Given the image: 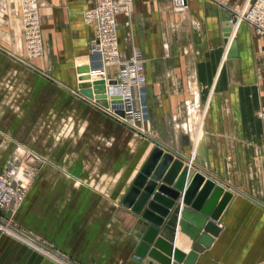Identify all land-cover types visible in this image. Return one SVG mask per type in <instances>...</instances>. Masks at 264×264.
Returning <instances> with one entry per match:
<instances>
[{
  "label": "crops",
  "instance_id": "obj_1",
  "mask_svg": "<svg viewBox=\"0 0 264 264\" xmlns=\"http://www.w3.org/2000/svg\"><path fill=\"white\" fill-rule=\"evenodd\" d=\"M17 1L0 0V36L13 40L20 36ZM219 1L225 6L218 0H186L185 12L174 13L170 0H132L129 17L117 16L120 54L126 57L135 48L144 60L149 137L78 94L76 69L83 65L76 61L87 55L91 37L81 13L93 0H41L51 79L11 62L0 48V169L14 148L25 146L36 157L16 215L20 223L79 264H134L136 217L120 201L158 147L182 161L181 170L189 167L231 195L216 224L218 234L193 264H264V161L255 116L264 106V37L236 22L230 38H223L227 10L252 0ZM231 38L237 56L225 59ZM13 50L11 45L10 54ZM198 106L194 142L189 110ZM201 140L203 161L195 155ZM185 241L176 224L172 249L186 254ZM0 264L50 263L0 235Z\"/></svg>",
  "mask_w": 264,
  "mask_h": 264
},
{
  "label": "water",
  "instance_id": "obj_2",
  "mask_svg": "<svg viewBox=\"0 0 264 264\" xmlns=\"http://www.w3.org/2000/svg\"><path fill=\"white\" fill-rule=\"evenodd\" d=\"M223 38L231 32L228 17L221 19ZM237 56L236 41L231 38L225 52V59ZM85 58L76 61L83 65L76 69L79 85L78 94L105 107L103 81L86 83L88 67ZM112 85L113 81L107 83ZM112 103H118L113 99ZM121 116L120 111L115 112ZM195 155L204 160V143L196 144ZM182 161L158 147H153L142 163L137 174L123 195L120 206L136 217V243L130 261L134 264H193L197 255L208 248L218 234L223 211L229 202L230 193L221 190L211 180L205 179L189 167L183 168ZM189 181L184 188L185 178ZM180 201L184 208L180 209ZM179 215L177 221L176 216ZM178 225L180 233L186 237L189 250L183 254L172 249L173 229Z\"/></svg>",
  "mask_w": 264,
  "mask_h": 264
},
{
  "label": "built area",
  "instance_id": "obj_3",
  "mask_svg": "<svg viewBox=\"0 0 264 264\" xmlns=\"http://www.w3.org/2000/svg\"><path fill=\"white\" fill-rule=\"evenodd\" d=\"M131 1L93 0L92 6L82 11L83 23L91 28L88 52L85 56V65L88 67L86 73L88 80L85 82L89 85L94 81L104 82L102 96L106 106L98 105L94 99L88 100L79 96L135 134L146 136L149 131V121L144 90V60L135 48H131L129 55L123 57L118 49L116 35V18L129 17ZM40 6L41 0H18L15 9L21 34L26 41V50L32 57L40 55L43 49L40 40ZM170 8L174 13H183L186 10V0H170ZM231 12L228 16L231 24L236 21L238 24L245 22L257 35L264 36V0H252L247 7ZM110 81H113L112 85L107 84ZM113 99L118 100V103H112ZM116 111H120L122 115H117ZM255 116L260 124L264 161V106L256 110ZM184 122L185 118L175 125V129H181ZM21 160V154L12 153L0 170V204H4L2 206H11L10 203L17 199L16 190H13L11 185L25 182V171L21 169ZM29 172L32 173V170ZM12 212L13 206L6 211L9 216Z\"/></svg>",
  "mask_w": 264,
  "mask_h": 264
},
{
  "label": "rangeland",
  "instance_id": "obj_4",
  "mask_svg": "<svg viewBox=\"0 0 264 264\" xmlns=\"http://www.w3.org/2000/svg\"><path fill=\"white\" fill-rule=\"evenodd\" d=\"M218 2H219V5L220 3L222 4L220 5V7H222L223 5L225 6L223 2H220L219 0ZM218 2H214L215 5L218 4ZM223 9H226V8H223ZM241 9L242 8L237 9V11ZM231 11L234 12L235 9L230 8L229 11L227 10V13L231 14L232 13ZM39 20H40V15H39ZM17 22H18V29L20 32V36L14 40L12 36H0L1 50L5 51L6 57L11 62L18 64L19 66L27 70H30L31 72H35V70H38L34 74L38 75L39 77L45 80L51 79L50 77L51 73L49 72L48 67H47L48 58L45 56V48L42 42L41 29H40V40H41L42 47H43L42 53L40 55H37L36 57H32L30 55V52L26 50V41L24 39V36H22L21 34L20 23L18 19H17ZM1 33H3L2 30H1ZM258 36H261V35H258ZM261 37H264V36H261ZM4 42H6L7 45H4ZM1 43L3 44V46H5L6 49L3 48ZM11 45L14 46V50L12 51L13 54H10L9 52ZM144 90H145V87H144ZM145 94H146V90H145ZM146 103H147V96H146ZM147 112H148V107H147ZM148 121H149V112H148ZM185 128L187 130V123L185 125ZM192 128L194 127L192 126V124H190V133H191ZM147 135L150 137L151 136L150 132H148L146 136ZM20 147L21 148H18V147L14 148L11 154L14 153L17 155L19 154L22 155V160L20 161V164H21V169L25 171L24 173L25 182L23 184L11 185L12 189L16 190V196H17V199L10 203L11 206L7 207V206H2L4 204H0V235L11 239L12 241H15L16 243L25 247L27 250H30L31 252L36 253L39 257L49 262L50 264H79L75 262L74 260H72L67 255L63 254L58 249H56L52 244L42 239L40 236H37L36 234L32 233L26 225H23L17 220L16 215L19 212V209L21 208L24 199L26 198V195L29 190V186L31 184V180L34 176V170H32V173L29 172L31 171L30 164L32 160L36 159L35 155L32 154L28 150V148H25V146H20ZM26 176L27 177L29 176L28 179ZM226 180L228 181V178ZM12 206H13V212L9 216V213H6V211L10 210Z\"/></svg>",
  "mask_w": 264,
  "mask_h": 264
},
{
  "label": "bare ground",
  "instance_id": "obj_5",
  "mask_svg": "<svg viewBox=\"0 0 264 264\" xmlns=\"http://www.w3.org/2000/svg\"><path fill=\"white\" fill-rule=\"evenodd\" d=\"M187 8V6H186ZM237 22V21H236ZM235 24V23H234ZM234 24L232 25V28L234 27ZM230 38V37H229ZM189 122L190 124H192V126L194 128H192L191 130V136H192V140H193V135L195 134L196 132V128H195V123L197 121L200 120V107L198 106L197 109H194L193 111L192 110H189ZM194 141V140H193ZM196 141H198V139L196 138ZM195 142V141H194ZM18 177H20L19 175H17Z\"/></svg>",
  "mask_w": 264,
  "mask_h": 264
}]
</instances>
